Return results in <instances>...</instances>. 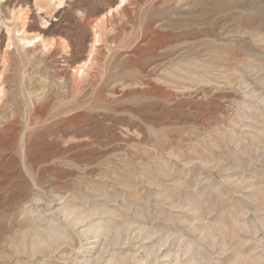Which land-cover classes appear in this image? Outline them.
I'll list each match as a JSON object with an SVG mask.
<instances>
[{
	"label": "rangeland",
	"instance_id": "rangeland-1",
	"mask_svg": "<svg viewBox=\"0 0 264 264\" xmlns=\"http://www.w3.org/2000/svg\"><path fill=\"white\" fill-rule=\"evenodd\" d=\"M115 1L0 49V264H264V0Z\"/></svg>",
	"mask_w": 264,
	"mask_h": 264
},
{
	"label": "bare ground",
	"instance_id": "bare-ground-1",
	"mask_svg": "<svg viewBox=\"0 0 264 264\" xmlns=\"http://www.w3.org/2000/svg\"><path fill=\"white\" fill-rule=\"evenodd\" d=\"M52 1H53L54 12H52L50 17H47V19L44 16L40 15L39 24L36 25V27L30 29L29 20L31 19V16H29V13L32 10L31 7L25 6L26 3L25 4L21 3L18 0H4L5 7L11 9L10 20L15 22V23L13 22L15 24L13 27L7 26L6 28H4L6 29L5 30L6 33L2 37H0V49L2 48V53L4 57H6L9 54L10 46L14 43V41H16L19 47H21L23 50H26L27 45L30 46L32 43L36 45L37 42H39L40 44L39 46L47 50H50L52 46H56L61 51H63V53L67 55L71 52L72 45L70 41L64 36L62 31L57 34L54 33V27L56 26V23L53 21L54 18L57 17L58 19L65 13V6L68 4V0H52ZM125 1L126 0H116L108 8H105L100 13V15L95 19L96 27L99 26L100 23L105 21L107 18H109V15H112L116 11H119V9H122L123 8L122 6L125 3ZM38 9L40 10V12L37 11L36 13L41 14L45 12L43 7L41 6ZM98 30L97 28H95L94 30L92 39L88 45L86 55L85 56L83 55L84 57L81 60V62L73 67L72 72L74 79L78 77H84V75L88 73L89 69L92 68L91 66L93 65L95 56L98 53L99 44L101 43L100 33L104 34L102 32L99 33ZM16 32H20V35L17 36ZM83 49H85V47H83ZM97 55H99V53ZM1 93H2V87L0 85V96Z\"/></svg>",
	"mask_w": 264,
	"mask_h": 264
}]
</instances>
